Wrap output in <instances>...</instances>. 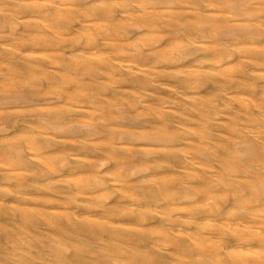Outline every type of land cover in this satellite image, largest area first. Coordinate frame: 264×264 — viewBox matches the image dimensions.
Returning a JSON list of instances; mask_svg holds the SVG:
<instances>
[{"label":"bare ground","instance_id":"6f19581e","mask_svg":"<svg viewBox=\"0 0 264 264\" xmlns=\"http://www.w3.org/2000/svg\"><path fill=\"white\" fill-rule=\"evenodd\" d=\"M0 80V264H264V0H0Z\"/></svg>","mask_w":264,"mask_h":264},{"label":"rangeland","instance_id":"374dc122","mask_svg":"<svg viewBox=\"0 0 264 264\" xmlns=\"http://www.w3.org/2000/svg\"><path fill=\"white\" fill-rule=\"evenodd\" d=\"M11 8V7H10ZM0 87H1V80H0ZM32 98V97H31ZM34 98V97H33ZM43 106H45V105H43ZM27 116H29V115H27ZM40 120H36L35 121V124H40ZM5 125H7L8 127H11V125H10V123H11V120H9V121H7V122H3ZM57 151H60V150H57ZM69 153H71V152H69ZM71 154H73V152L71 153ZM71 154H69V155H71ZM90 156V155H89ZM91 158H94V157H92L91 156Z\"/></svg>","mask_w":264,"mask_h":264}]
</instances>
